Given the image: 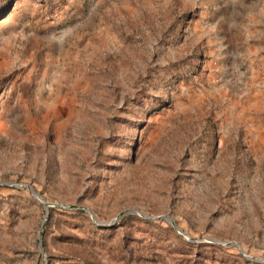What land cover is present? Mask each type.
<instances>
[{
  "label": "rangeland",
  "instance_id": "obj_1",
  "mask_svg": "<svg viewBox=\"0 0 264 264\" xmlns=\"http://www.w3.org/2000/svg\"><path fill=\"white\" fill-rule=\"evenodd\" d=\"M0 264H264V0H0Z\"/></svg>",
  "mask_w": 264,
  "mask_h": 264
},
{
  "label": "water",
  "instance_id": "obj_2",
  "mask_svg": "<svg viewBox=\"0 0 264 264\" xmlns=\"http://www.w3.org/2000/svg\"><path fill=\"white\" fill-rule=\"evenodd\" d=\"M31 190V192L33 193V191H32V189H30ZM138 214L136 211H134V210H131V211H128V212H126V214ZM140 215H142V216H144L145 218H151V217H148V216H146V215H144V214H141V213H139ZM151 219H154V218H151ZM165 219L170 223V224H172V222H171V220L168 218V217H165ZM180 232V231H179ZM213 242H216V243H220V242H218V241H214V240H212Z\"/></svg>",
  "mask_w": 264,
  "mask_h": 264
}]
</instances>
